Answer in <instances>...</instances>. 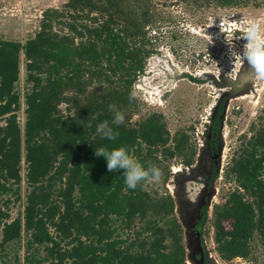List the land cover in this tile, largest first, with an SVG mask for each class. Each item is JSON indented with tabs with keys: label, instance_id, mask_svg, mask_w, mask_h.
<instances>
[{
	"label": "trees",
	"instance_id": "trees-1",
	"mask_svg": "<svg viewBox=\"0 0 264 264\" xmlns=\"http://www.w3.org/2000/svg\"><path fill=\"white\" fill-rule=\"evenodd\" d=\"M196 1L234 5L242 0ZM123 4L68 0L64 11L46 10L41 27L26 42L0 36V264H14L12 249L23 233L24 264H187L175 196L150 184L128 189L123 169L109 172L105 158L94 154L99 147L123 146L145 168H160L164 181L169 175L164 160L179 157L186 167L196 161L190 134L180 131L171 137L161 113L132 121L139 101L129 99L130 87L143 60L137 50L124 46L125 37L138 35L148 19L137 26V16L125 17ZM97 12L108 18L93 27L89 22L99 17H89ZM64 13L72 17L67 21L71 34L54 27ZM82 15L88 24L77 23ZM122 20L125 28L117 29ZM22 54L31 85L25 93L24 131L17 88ZM225 100L211 119L213 153L220 142ZM62 103L67 104L65 113ZM109 105L125 114L124 124L112 123ZM105 121L118 133L116 140L97 133ZM23 150L30 190L23 216L12 219L9 205L21 198ZM218 169H212L208 185L218 178ZM225 176L236 186L214 205L215 249L224 260L248 258L255 238L264 248V116L251 125L250 135L241 136ZM209 201L206 195L197 224L203 236Z\"/></svg>",
	"mask_w": 264,
	"mask_h": 264
},
{
	"label": "rangeland",
	"instance_id": "rangeland-1",
	"mask_svg": "<svg viewBox=\"0 0 264 264\" xmlns=\"http://www.w3.org/2000/svg\"><path fill=\"white\" fill-rule=\"evenodd\" d=\"M67 1L0 0V36L26 42L41 27L45 11H64ZM123 5H127L123 13L125 17L137 16V26L144 18L148 19L138 35L125 37L124 46L137 50L139 58L143 60V67L136 71L134 83L130 87L132 95L139 101L138 111L134 112L132 121L155 112L161 113L171 137L185 131L190 134L197 149L196 161L192 166H184L179 157L164 160L163 165L169 170L168 178L164 181L162 177L159 183L150 184L153 190L175 194L176 214L185 230L187 264H195L190 258L194 243L193 227L200 218V208L206 195L210 203L203 239L213 263L264 264V248L258 238L253 240V251L248 258H221L215 249L213 226L214 205L224 202L227 192L236 186L226 179V168L241 143V136L250 135L251 125L264 116V79L253 75L247 61L235 63L233 55H242L244 52L247 40L241 35L247 25L258 22L264 30V0H242L234 5L196 0H124ZM107 16L93 13L89 18L99 19L89 24L96 27ZM71 18L69 13H64L62 20L54 27L62 33L71 34L67 24ZM89 18L82 15L77 23L88 24L86 20ZM118 28H125V20L119 23ZM75 38L81 40L77 35ZM129 65L126 64L127 67ZM20 66L17 88L21 95V108L18 120L24 131L25 93L31 85L26 82V60L23 54ZM244 75L246 78H243ZM224 97L225 111L216 157L213 156L208 137L212 116ZM66 107V103L61 104L63 113ZM214 161L219 163V176L208 188L206 173ZM21 168V198L9 205L12 219L23 216L30 190L25 178L27 164L24 150ZM1 238L0 232V241ZM25 242L26 234L23 233L21 241L12 249V253L17 255L14 264L25 263Z\"/></svg>",
	"mask_w": 264,
	"mask_h": 264
},
{
	"label": "clouds",
	"instance_id": "clouds-1",
	"mask_svg": "<svg viewBox=\"0 0 264 264\" xmlns=\"http://www.w3.org/2000/svg\"><path fill=\"white\" fill-rule=\"evenodd\" d=\"M247 40L244 52L233 53L235 63L247 61L252 69L253 75L260 79H264V30L261 29L258 22H252L244 30L241 35ZM130 100L135 99L134 95L129 96ZM109 110L114 112L112 123L114 125H122L125 122V114L116 110L115 105H109ZM97 133L102 139L116 140L118 133L113 131L108 122L105 121L97 126ZM94 154L97 157H104L107 162L109 172H116L123 169L125 184L128 189H136L146 184L159 183L163 173L160 168L149 165L145 168L137 159L129 154V151L121 146L108 150L105 147L95 149Z\"/></svg>",
	"mask_w": 264,
	"mask_h": 264
},
{
	"label": "water",
	"instance_id": "water-1",
	"mask_svg": "<svg viewBox=\"0 0 264 264\" xmlns=\"http://www.w3.org/2000/svg\"><path fill=\"white\" fill-rule=\"evenodd\" d=\"M243 78H246V75H244ZM193 242L194 243L191 247L190 258L195 262V264H206L201 224L197 226L194 232ZM196 256L198 257V259L196 258Z\"/></svg>",
	"mask_w": 264,
	"mask_h": 264
},
{
	"label": "flooded vegetation",
	"instance_id": "flooded-vegetation-1",
	"mask_svg": "<svg viewBox=\"0 0 264 264\" xmlns=\"http://www.w3.org/2000/svg\"><path fill=\"white\" fill-rule=\"evenodd\" d=\"M218 150V149H217ZM217 150L216 151H214V154H213V156L215 155L216 157L218 156V153H217ZM216 165H219V163H217V161H214L213 163H212V166H211V169H210V171L209 172H207L206 173V183H207V187L208 188H210L211 186H212V184H213V182L214 181H212V183L210 184V185H208V178H209V175H210V173L212 172V169L216 166ZM218 171H219V169H218ZM209 192V191H208ZM203 205V204H202ZM201 205V206H202ZM198 221L199 220H197V224H198ZM197 224L195 225V226H197ZM194 226V227H195ZM194 227H193V229H194ZM197 228V227H196ZM196 230V229H195ZM203 236V235H202ZM203 243H204V252H205V263L206 264H214L213 263V260H212V257H211V255H210V251H209V249L206 247V244H205V240L203 239ZM196 258L198 259V257L196 256Z\"/></svg>",
	"mask_w": 264,
	"mask_h": 264
},
{
	"label": "built area",
	"instance_id": "built-area-1",
	"mask_svg": "<svg viewBox=\"0 0 264 264\" xmlns=\"http://www.w3.org/2000/svg\"><path fill=\"white\" fill-rule=\"evenodd\" d=\"M223 26H226V25H223ZM137 89H139L138 86H137ZM210 124H211V122H210ZM211 257H212V255H211ZM238 258H240V257H238ZM212 260H213V259H212Z\"/></svg>",
	"mask_w": 264,
	"mask_h": 264
}]
</instances>
